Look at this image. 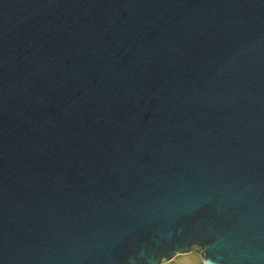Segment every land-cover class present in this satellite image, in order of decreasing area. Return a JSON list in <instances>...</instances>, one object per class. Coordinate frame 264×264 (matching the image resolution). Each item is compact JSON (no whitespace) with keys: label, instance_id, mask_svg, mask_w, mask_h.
<instances>
[{"label":"water","instance_id":"95a60500","mask_svg":"<svg viewBox=\"0 0 264 264\" xmlns=\"http://www.w3.org/2000/svg\"><path fill=\"white\" fill-rule=\"evenodd\" d=\"M264 264V0H0V264Z\"/></svg>","mask_w":264,"mask_h":264},{"label":"crops","instance_id":"0c3cea01","mask_svg":"<svg viewBox=\"0 0 264 264\" xmlns=\"http://www.w3.org/2000/svg\"><path fill=\"white\" fill-rule=\"evenodd\" d=\"M167 264H204L199 252L178 256Z\"/></svg>","mask_w":264,"mask_h":264}]
</instances>
